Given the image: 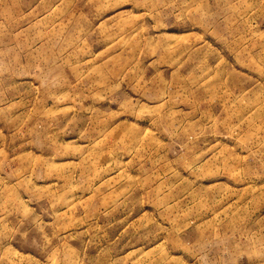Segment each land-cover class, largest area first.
<instances>
[{
    "label": "rangeland",
    "instance_id": "1",
    "mask_svg": "<svg viewBox=\"0 0 264 264\" xmlns=\"http://www.w3.org/2000/svg\"><path fill=\"white\" fill-rule=\"evenodd\" d=\"M0 264H264V0H0Z\"/></svg>",
    "mask_w": 264,
    "mask_h": 264
}]
</instances>
